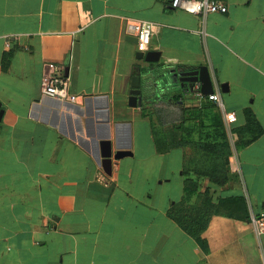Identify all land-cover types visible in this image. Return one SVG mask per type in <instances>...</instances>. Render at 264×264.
Returning <instances> with one entry per match:
<instances>
[{
	"label": "crops",
	"instance_id": "obj_1",
	"mask_svg": "<svg viewBox=\"0 0 264 264\" xmlns=\"http://www.w3.org/2000/svg\"><path fill=\"white\" fill-rule=\"evenodd\" d=\"M171 1L0 0V264H264L251 224L264 213V0H219L228 12L206 17ZM129 21L157 25L142 60ZM54 74L70 101L43 100ZM137 75L152 98L190 109L206 102L193 87L216 78L229 130L247 109L263 129L234 149L227 186L209 185L214 203L242 197L246 212L211 218L208 253L167 216L189 149L158 154L151 121L129 105Z\"/></svg>",
	"mask_w": 264,
	"mask_h": 264
},
{
	"label": "trees",
	"instance_id": "obj_2",
	"mask_svg": "<svg viewBox=\"0 0 264 264\" xmlns=\"http://www.w3.org/2000/svg\"><path fill=\"white\" fill-rule=\"evenodd\" d=\"M145 81L141 114L152 123L158 154H168L176 148L189 149L182 170L183 198L171 204L167 216L195 240L204 253H208L203 235L211 218L214 215L237 218L246 212L242 197L220 198L218 203H214L209 185L227 186V169L234 149L238 151L251 145L263 134V129L254 113L247 109L244 112L245 127L231 131L228 115L225 117L213 103L206 101L200 108L191 109L180 104L178 99L167 103L158 95L152 98L150 93L154 85H147ZM232 134L239 137L234 146L231 143Z\"/></svg>",
	"mask_w": 264,
	"mask_h": 264
},
{
	"label": "built area",
	"instance_id": "obj_3",
	"mask_svg": "<svg viewBox=\"0 0 264 264\" xmlns=\"http://www.w3.org/2000/svg\"><path fill=\"white\" fill-rule=\"evenodd\" d=\"M170 9L175 11H183L193 15H201L206 17L209 14H226L228 8L219 0H172ZM157 25L149 21H129L128 30L138 39V52L145 53L148 51L152 37L155 33ZM43 100H52L58 103H66L69 100V81L64 74H54L43 78L41 83ZM214 92L209 95H204L199 84L194 86L196 97L201 101H208L219 107L226 117L227 113L224 110L220 95V87L215 78L213 85ZM251 224L256 235H264V213L253 215Z\"/></svg>",
	"mask_w": 264,
	"mask_h": 264
},
{
	"label": "water",
	"instance_id": "obj_4",
	"mask_svg": "<svg viewBox=\"0 0 264 264\" xmlns=\"http://www.w3.org/2000/svg\"><path fill=\"white\" fill-rule=\"evenodd\" d=\"M133 41L137 45L138 39L134 38ZM138 59H140V60L144 59V53L139 52ZM147 74H150V73H147ZM143 92H144V86L142 84V77H141V75H137V76L133 77L132 84H131V91H130V98H129V105L131 107L136 108V107L142 106ZM213 92H214L213 83L211 80H208V89L206 91H204L203 94L209 95V94H212ZM2 116H3V111L0 110V121L2 119ZM85 125H86V123H85ZM109 140L110 139H108V138H103V139L98 141L99 147L97 149H99V151H101L102 154H100V153L98 154L97 161L100 165H103V166H107V164L111 165V163H112L111 153L105 154L106 146L110 147V145H111ZM129 156H132L131 152L119 151L116 154L115 159L120 160V159H123L125 157H129Z\"/></svg>",
	"mask_w": 264,
	"mask_h": 264
}]
</instances>
